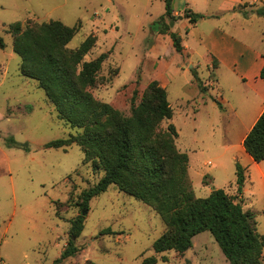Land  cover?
<instances>
[{"label": "rangeland", "instance_id": "obj_1", "mask_svg": "<svg viewBox=\"0 0 264 264\" xmlns=\"http://www.w3.org/2000/svg\"><path fill=\"white\" fill-rule=\"evenodd\" d=\"M182 1L173 0L179 11ZM185 1L197 13L218 10L231 0H207V5ZM238 7L249 16L262 5L256 0L253 6L244 2ZM163 13V0H0V264H53L70 238V221L78 215L83 217V229L74 240L78 251L62 259V264H142L148 257H155L154 264H229L208 231L195 235L191 249L184 253L155 252L153 243L165 229L163 221L150 206L115 184L92 197L88 209H83L82 191L94 185L103 171L84 162L75 143L66 151L44 147L81 129L60 120L37 81L20 73V57L12 49L8 31L15 21L56 19L79 25L69 48L95 36V46L85 59L101 53L108 56L89 91L123 115L130 114L134 90L136 104L150 81L163 83L173 109L169 122L178 131L177 148L188 155L187 174L195 195L205 197L211 187L236 194L237 160L245 167L241 197L258 232L264 234V159L255 162L239 149L242 130L233 117H225L230 103H243L241 94L247 88L222 74L210 85L215 75L208 66L209 53L197 39V32L208 25L195 28L184 15L178 18L172 30L188 47L178 52L156 22ZM226 23L222 19L218 26ZM252 25L261 23L253 19ZM11 139L27 150L11 144ZM106 228L111 232L100 233Z\"/></svg>", "mask_w": 264, "mask_h": 264}, {"label": "trees", "instance_id": "obj_2", "mask_svg": "<svg viewBox=\"0 0 264 264\" xmlns=\"http://www.w3.org/2000/svg\"><path fill=\"white\" fill-rule=\"evenodd\" d=\"M163 1L164 13L156 22L160 24V32L169 34L179 52L183 49L181 38L170 31L178 18L173 14V0ZM255 13L264 16V6L255 9ZM184 16L191 23L207 17L191 10H185ZM78 29L79 25L68 26L56 19L28 20L25 24L15 21L8 26L12 49L20 57V73L37 81L60 120L81 129L77 134L50 140L44 147L66 151L75 143L83 151V161L90 162L94 170L103 171L94 185L82 191L83 209H88L92 197L115 184L120 191L150 206L163 221L165 229L153 243L155 252L173 249L184 253L191 249L195 235L208 231L229 264H264V234L258 232L254 215L241 205L245 167L237 160L234 163L236 194L212 188L207 196L197 197L188 179V155L177 148L178 131L169 122L173 109L166 89L152 80L136 104L134 90L129 115L96 99L89 88L96 85L97 74L108 54L85 59L95 46L93 35L69 48L68 43ZM0 47H3L1 40ZM262 57L259 77L264 79V53ZM11 144L27 150L25 144L12 139ZM242 145L255 162L264 159V109ZM70 223V238L53 264H62V259L78 251L74 240L83 229L82 215ZM109 232L106 228L100 233ZM155 261V257H148L142 264Z\"/></svg>", "mask_w": 264, "mask_h": 264}, {"label": "crops", "instance_id": "obj_3", "mask_svg": "<svg viewBox=\"0 0 264 264\" xmlns=\"http://www.w3.org/2000/svg\"><path fill=\"white\" fill-rule=\"evenodd\" d=\"M259 1L264 6V0ZM201 2L203 5H207V0H201ZM244 2H248L253 6L256 0H231L229 3L224 4V7L221 4L217 7L219 8L218 10L210 12L198 9L197 13L204 14L207 17L192 23V26L195 28L200 23L206 22L208 25L207 28H203L197 32V39L199 45L209 53L208 58L210 64L208 66L212 68L213 74L215 75L214 80L212 79L210 81V85L214 86L217 78L222 74L234 81H239L247 88L246 92L241 94L243 103L241 105L230 103L228 105L229 110L225 116L226 119L233 117L236 124L242 130L238 143L239 149L241 150L244 149L242 145L244 137L264 109V79L259 77L263 65L262 55L264 53V20H262L264 16L258 14H251L249 16L242 15V9L238 6ZM182 5V10L179 11L172 3L173 14L178 18L184 15L185 10H192L188 6L187 1L183 0ZM228 12L232 14L225 18L224 15ZM177 19L170 27V31L172 32H174L172 28H174ZM222 19L227 22V25L220 29L218 23ZM253 19H256V22H260L261 25H252ZM175 33L180 36L182 44L184 41L182 35L179 32ZM182 46L183 49H188L186 44H182ZM214 61L216 64H214ZM160 84L165 88L163 83ZM195 114L194 119H197ZM229 144L231 143L225 144L224 146L228 147L230 146ZM232 158H235L234 155H232ZM249 159L252 160L251 157ZM207 186L210 187L211 184ZM234 188L236 189L235 184ZM211 190L212 187L211 189L209 188V191ZM241 199L242 208L249 211L248 205L243 197Z\"/></svg>", "mask_w": 264, "mask_h": 264}]
</instances>
